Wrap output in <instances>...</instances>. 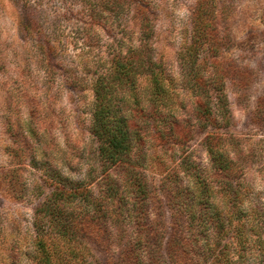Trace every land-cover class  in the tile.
<instances>
[{"label":"rangeland","instance_id":"1","mask_svg":"<svg viewBox=\"0 0 264 264\" xmlns=\"http://www.w3.org/2000/svg\"><path fill=\"white\" fill-rule=\"evenodd\" d=\"M118 1L0 0V264H45V255L49 264H135L125 256L136 225L127 216L130 204L106 196L98 179L87 185L92 190L88 198L59 206L62 218L76 229L78 242L55 237L42 249L34 221L38 206L46 209L43 202L55 182L63 181L66 189L86 182L90 166L96 164L95 143L86 127L91 77L99 56L109 50L105 43L118 34L103 18L92 20L88 10L107 7L122 14ZM129 4L123 21L132 45L145 35L138 6L149 9L153 58L178 87L176 106L183 120L194 117L193 97L182 89L177 52L191 40L196 6L212 14L203 27L217 42L211 55L225 73L229 117L219 128H197L183 149L206 164V137L220 138L227 156L241 170L240 207L251 204L264 213V0H129ZM181 151L170 140L158 141L154 133L145 142L141 171L151 189L145 226L152 233L143 239L148 257L136 264H161L160 260L191 264L181 252V259L166 252L178 230L186 239L192 235L185 212L179 217L168 196L177 184H185L178 166ZM211 200L226 212L227 199L221 192L213 191ZM87 214L100 228L98 235L88 237ZM252 214L237 223L247 246L245 256L259 250ZM236 240L232 247L239 249ZM204 250L200 246L190 257L193 264L213 261L215 256L205 263L198 259Z\"/></svg>","mask_w":264,"mask_h":264},{"label":"trees","instance_id":"2","mask_svg":"<svg viewBox=\"0 0 264 264\" xmlns=\"http://www.w3.org/2000/svg\"><path fill=\"white\" fill-rule=\"evenodd\" d=\"M118 2L122 14L107 7L88 10L92 20L103 18L118 34L105 43L109 50L99 56L91 77L92 100L86 113V127L95 143L93 161L96 164L90 166L86 182L70 185L68 189L62 185L63 181L55 182L47 203L43 202L42 207L46 209L41 211L38 206L34 221L39 246L44 249L47 239L55 237H62L69 243L79 241L76 229L62 218L59 206L88 198L92 190L87 185L98 179L106 196L130 204L127 216L136 225L125 256L127 254L135 264L148 257L143 239L152 233L145 226L151 189L141 167L145 142L154 133L158 141L170 140L182 149L178 166L185 184H177L175 189L168 191V196H172L179 217L186 214L192 234L186 239L178 230L177 238H173L166 252L174 259H181L180 255H184L193 264L190 257L203 246L206 250L198 258L203 263L206 258L215 256L209 264H264V213L251 204L240 207L244 200L239 180L241 170L227 156L220 138L216 135L206 137L205 152L209 156L206 164L183 149L197 128H219L222 123L227 124L229 117L224 91L225 73L211 55L217 42L213 36L209 37L211 31L203 27V20L206 16L213 17L212 14H207L200 4L196 6L191 40L177 52L182 89L193 97L194 117L183 120L178 112L180 106H176L178 87L161 62L153 58L150 41L153 25L150 24L149 9L138 6L137 14L145 35L142 34L138 44L132 45L126 31L128 23L123 21L125 11L130 9L129 0ZM216 190L227 199L226 212L217 209L211 200ZM120 203L118 205L125 209ZM248 212H253L252 231L259 250L254 255L245 256L247 246L241 242L238 224ZM91 219L93 216L87 214L88 237L98 235L100 231L94 221L90 222ZM234 231L237 232L235 235ZM234 238H237L239 249L232 247ZM49 259L45 255V264L50 263ZM162 261L161 264H166V260Z\"/></svg>","mask_w":264,"mask_h":264}]
</instances>
